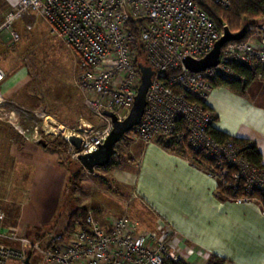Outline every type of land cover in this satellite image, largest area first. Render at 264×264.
<instances>
[{
	"label": "built area",
	"instance_id": "2783aa9c",
	"mask_svg": "<svg viewBox=\"0 0 264 264\" xmlns=\"http://www.w3.org/2000/svg\"><path fill=\"white\" fill-rule=\"evenodd\" d=\"M210 1L222 8L231 5V0ZM33 17L42 18L49 33L75 56L79 69L75 85L95 119V123L81 119L66 124L40 110L35 115L43 120V135L66 141L67 153L75 160L95 151L113 127L105 111L123 120L132 107L140 83L136 58L142 52L154 74L143 115L127 133L143 143L158 136L174 138L189 150L201 152L214 164L199 168L219 185L225 183L228 166L239 167L230 184L233 192L241 189L236 201H255L264 213L262 200L253 195L258 190L264 197V167L249 165L232 143L220 144L211 138L208 129L213 126L214 113L204 106L212 81L239 77L233 66L252 70L254 80L264 82V18L249 25L242 39L226 42L215 66L191 72L182 60L202 59L228 27L218 25L198 0H18L0 22V36L8 34L17 42L20 34L14 23L23 21L31 28ZM4 79L0 67V119L14 126L25 141H40L37 126L26 135L27 129L20 128L16 115L8 110L6 103L12 101L2 91ZM71 136L80 139L79 149L68 141ZM237 182H241L240 188ZM3 216L0 208V264L11 259L28 264L30 249L33 255L39 254V264H166L182 260L170 246L169 230H143L127 215L99 220L88 213L85 228L78 227L65 238L46 232L37 239L5 226Z\"/></svg>",
	"mask_w": 264,
	"mask_h": 264
},
{
	"label": "crops",
	"instance_id": "0c3cea01",
	"mask_svg": "<svg viewBox=\"0 0 264 264\" xmlns=\"http://www.w3.org/2000/svg\"><path fill=\"white\" fill-rule=\"evenodd\" d=\"M17 2L0 0V19ZM24 25L16 21L13 26L20 30ZM7 38L11 41L8 34L0 37V67L5 73L2 91L10 96L20 87L23 75L13 71L7 76L2 60L9 47L5 48ZM252 83L244 95L224 86L213 87L204 103L216 116L213 127L249 139L264 164V86L250 91ZM134 144L137 157L127 180L132 188V219L150 230H169L172 250L189 264H206L211 255L225 258V264H264V213L258 203L221 199L216 195L217 179L187 157L156 141ZM14 147L20 162L30 166L31 175L16 220L4 225L22 234L25 225L40 231L59 210L68 172L59 153L38 142L25 141Z\"/></svg>",
	"mask_w": 264,
	"mask_h": 264
},
{
	"label": "rangeland",
	"instance_id": "374dc122",
	"mask_svg": "<svg viewBox=\"0 0 264 264\" xmlns=\"http://www.w3.org/2000/svg\"><path fill=\"white\" fill-rule=\"evenodd\" d=\"M33 18L38 20L34 28L33 21L31 28L24 25L22 29L16 30L20 34L17 42H12L8 38L4 40L7 42L5 48L9 46L2 57L7 76L13 71H21L24 76L20 87L13 94L4 95L12 101L6 103V106L16 115L19 127L27 129L26 135L30 136L37 126L41 140L46 143L41 145L47 146V143L61 138L43 135L41 132L43 120L37 117L35 112L44 111L66 124H76L81 119L95 123V119L85 107L83 94L75 85L79 71L75 56L60 40L49 33V28L42 18ZM263 18L264 14L259 15L255 23ZM218 19L221 26L227 24L221 17L218 16ZM2 20L3 17L0 22ZM254 81L250 91L256 86H264L263 81L256 79ZM13 131L23 137L8 121L0 119V208L3 209L5 223H10L11 219L16 217L17 209L27 196L31 175L30 166L20 162V156L14 150ZM160 138L163 137H155L154 141ZM137 141L139 140L126 133L116 144L117 152L109 163L96 167L92 172L86 170L78 160L69 157V160H72L70 181L65 183L59 210L55 221L51 224L53 226L37 231V228L25 225L23 235L33 239L35 231L39 234L46 232L59 234L64 230L70 213L80 206H85L87 214L91 213L99 220L111 215L130 217L132 188L130 181L127 180H130L128 177L136 162L137 154L134 153L133 147ZM38 143L40 144V141ZM230 168L233 174L239 171V167H227L229 174L223 184L228 186L234 183L233 180L230 183ZM77 173L79 176L75 180L73 178ZM240 184L241 182H237V187L240 188ZM234 192H237V197L241 194V189ZM236 197L232 200L236 201ZM139 224L143 230L151 229L147 225H142L141 221ZM78 227L79 224H76L75 228ZM29 253L28 264H39V254L33 255L31 249ZM8 264H19V262L11 259Z\"/></svg>",
	"mask_w": 264,
	"mask_h": 264
},
{
	"label": "trees",
	"instance_id": "16d2710c",
	"mask_svg": "<svg viewBox=\"0 0 264 264\" xmlns=\"http://www.w3.org/2000/svg\"><path fill=\"white\" fill-rule=\"evenodd\" d=\"M198 4L202 10L208 13L218 25H220V21L218 16L224 19L227 22L228 28L232 32H237L240 28L245 26L246 28L249 25L256 22V19L259 15L264 14V0H231V5L228 8H222L215 4L210 0H198ZM138 63H146L145 58L142 52H139L136 58V64ZM233 70L239 75L238 78L233 80L227 81L223 79L214 80L211 83V87H219L224 86L229 90L244 95L246 90L248 89L249 85L254 81V72L249 70L246 67L242 66H233ZM190 99H194L192 96L189 97ZM204 106L207 110L211 111L205 103ZM213 113V112H212ZM214 118H216L214 114ZM13 143L16 144L18 147H21L25 142V139L21 137V135L15 133L13 131ZM208 133L211 138L220 143L224 144L227 142L232 143L237 148V154L245 160L249 165L255 168H262L264 164L262 163L261 154L258 151L256 145L251 142L247 138L232 136L226 132L220 131L213 126L208 129ZM160 146L165 148L168 151L175 152L179 155L187 157L193 164L198 167H210L214 164L212 160H209L204 157L201 152H194L191 151L185 146L183 143L178 142L174 138H170L169 140H165V138L157 139L156 141ZM49 149H52L59 153L60 155V162L66 166L68 176L66 182L70 181V171H71V161L69 160L70 155L66 154L67 152V143L63 139H58L55 142L47 143ZM117 152V147H116ZM72 159V158H71ZM230 168V183L233 180L232 176L233 173L231 172ZM229 174V172H228ZM79 174L77 173L73 179L77 180ZM240 193V191L238 192ZM216 195L219 196L221 199L230 198L233 199L236 197L237 192L232 191V187L229 185H218L216 189ZM253 195L262 200L264 204V197L258 190H254ZM18 213V209L16 214ZM87 216V208L85 206L76 207L73 212L70 213L68 217L67 224L59 234L62 237H67L75 228L76 224H79L80 227L85 228V218ZM17 217V215H16ZM16 217L12 218L10 221L14 223ZM55 221L54 219L48 224L46 227H52L51 224ZM45 233H37L33 239L40 238ZM226 259L223 257H219L217 255H211L208 257V261L206 264H225ZM166 264H189L183 260H179L176 262H167Z\"/></svg>",
	"mask_w": 264,
	"mask_h": 264
},
{
	"label": "water",
	"instance_id": "95a60500",
	"mask_svg": "<svg viewBox=\"0 0 264 264\" xmlns=\"http://www.w3.org/2000/svg\"><path fill=\"white\" fill-rule=\"evenodd\" d=\"M246 33V27L243 26L237 32H232L228 27H224L223 35L215 42L212 50L206 54L202 59L195 60L192 58H184L182 60L183 65L191 72L203 71L208 67L215 66L219 61V54L222 46L231 40H240ZM137 67L140 71V83L137 88V93L134 98V102L128 115L123 120H118L115 113L105 111L111 120L113 127L105 138V140L98 146V148L90 153L80 154L78 161L81 165L92 172L96 167H101L109 163L112 156L116 153V144L118 141L135 125H137L143 115L146 106V93L151 83L152 76L154 74L151 66L145 63H138ZM68 141L76 148L80 147V139L76 136L69 137ZM40 144L46 145L43 140H40ZM28 261L26 260V263Z\"/></svg>",
	"mask_w": 264,
	"mask_h": 264
}]
</instances>
